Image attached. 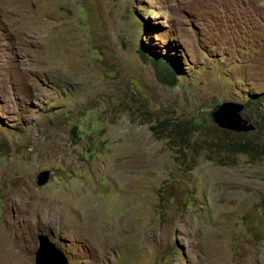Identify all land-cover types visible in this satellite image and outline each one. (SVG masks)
<instances>
[{
  "label": "rangeland",
  "instance_id": "1",
  "mask_svg": "<svg viewBox=\"0 0 264 264\" xmlns=\"http://www.w3.org/2000/svg\"><path fill=\"white\" fill-rule=\"evenodd\" d=\"M237 115L247 154L192 150ZM0 235V264L38 235L67 264H264V0H0Z\"/></svg>",
  "mask_w": 264,
  "mask_h": 264
},
{
  "label": "trees",
  "instance_id": "2",
  "mask_svg": "<svg viewBox=\"0 0 264 264\" xmlns=\"http://www.w3.org/2000/svg\"><path fill=\"white\" fill-rule=\"evenodd\" d=\"M135 0H132L134 3ZM132 12V10H130ZM143 30L146 31V27H144V23L142 22ZM148 51L145 46H140L139 53L144 60H149L152 66L156 69L158 77L161 81L168 85H174L175 78H176V71L175 68L172 66L171 62L159 55L152 56L151 58L147 57ZM191 124H185L181 122L176 128L174 129L172 134L173 137L180 143L181 146H187L189 148L190 143V132L192 130ZM203 132V131H202ZM234 134L231 131L226 129H220L217 127L210 128L203 134V140L195 141L194 143L190 144L192 150L194 151H206L207 155L211 158L213 156H219L222 153H240V154H247L249 151V143H241L235 141L233 138Z\"/></svg>",
  "mask_w": 264,
  "mask_h": 264
},
{
  "label": "water",
  "instance_id": "3",
  "mask_svg": "<svg viewBox=\"0 0 264 264\" xmlns=\"http://www.w3.org/2000/svg\"><path fill=\"white\" fill-rule=\"evenodd\" d=\"M232 125L230 129H226L229 131L236 130L240 131L241 127L239 123L242 124L241 118L237 115L233 117ZM50 174L48 171H41L36 176V184L38 186H44L49 180ZM38 249L35 252L34 264H67V260L65 256L57 249L55 246L49 242L47 236L38 235Z\"/></svg>",
  "mask_w": 264,
  "mask_h": 264
},
{
  "label": "bare ground",
  "instance_id": "4",
  "mask_svg": "<svg viewBox=\"0 0 264 264\" xmlns=\"http://www.w3.org/2000/svg\"><path fill=\"white\" fill-rule=\"evenodd\" d=\"M1 236V235H0ZM1 242V241H0ZM4 245V244H3ZM10 253V252H9ZM11 255V254H10ZM7 256V255H6Z\"/></svg>",
  "mask_w": 264,
  "mask_h": 264
}]
</instances>
